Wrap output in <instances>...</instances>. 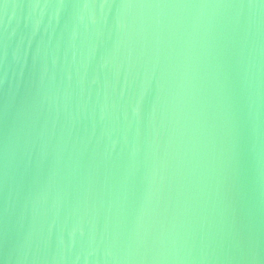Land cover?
<instances>
[{"label": "water", "instance_id": "1", "mask_svg": "<svg viewBox=\"0 0 264 264\" xmlns=\"http://www.w3.org/2000/svg\"><path fill=\"white\" fill-rule=\"evenodd\" d=\"M0 264H264V0H0Z\"/></svg>", "mask_w": 264, "mask_h": 264}]
</instances>
